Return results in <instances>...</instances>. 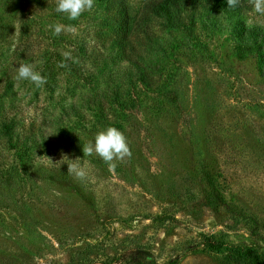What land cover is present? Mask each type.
Segmentation results:
<instances>
[{
  "label": "rangeland",
  "instance_id": "rangeland-1",
  "mask_svg": "<svg viewBox=\"0 0 264 264\" xmlns=\"http://www.w3.org/2000/svg\"><path fill=\"white\" fill-rule=\"evenodd\" d=\"M129 2L136 10L142 0ZM246 3L241 18L264 27V16ZM2 4L9 28L0 38V264H106L120 249L138 246L155 264L176 258L231 264L202 245L190 248L202 234L264 249V240L219 203L202 176L208 165L238 211L264 223V56L260 62L253 48H238L231 21L200 27L197 48L183 32L158 24L148 30L134 58L160 66L146 68L153 74L138 105L141 124L126 132L132 156L109 170L68 137L79 134L73 131L79 120L90 126L96 103L113 110L114 93L141 86L119 52L115 15L105 0H95L91 11L71 20L75 33L53 37V26L64 24L52 20L57 0L26 4L24 12L14 0ZM56 45L78 56L84 78L61 77L54 88L15 79L22 63L40 72L42 51ZM5 120L14 121L28 153L5 147ZM95 135L81 136L94 144ZM77 158L88 172L84 181L68 174Z\"/></svg>",
  "mask_w": 264,
  "mask_h": 264
},
{
  "label": "trees",
  "instance_id": "trees-1",
  "mask_svg": "<svg viewBox=\"0 0 264 264\" xmlns=\"http://www.w3.org/2000/svg\"><path fill=\"white\" fill-rule=\"evenodd\" d=\"M105 2L108 5L107 9L110 10V14L115 15L116 36L114 35V38L119 40V52L128 59L131 67L135 68V75L139 78L141 86L136 84L135 91H133V88L132 90L129 88L126 94L114 93V100L117 104L112 105L113 110H106L108 103L103 104L102 101L96 103L89 127H86L80 120L78 123L76 122L79 126H74L73 131L79 132V134L76 136L70 134L68 139L71 144L74 143L78 148L83 149V144H86L81 136L82 134H97L99 131L112 126L124 132L129 138L130 134L126 133L127 129H135L141 124L138 117V105L141 103L142 91H149L147 85H144L146 84V77H152L153 74L146 71V68L149 66L158 70L160 65L158 63L152 65L151 63L145 66V64L134 58V54L138 53V50H142V42L148 39L150 35L148 30L151 31L153 25L158 24L162 25V28L183 32L189 42L192 43V46L197 48L202 45L198 34L200 27L219 29L223 20L221 18L226 17L232 23L234 40L238 48H253L257 52V58L260 62L264 56V27L248 26L241 18V14L247 5L246 0H240V4L235 8H228L227 0H142L136 10L132 8L129 0H105ZM26 4L40 5L41 0H14V7L23 10V12ZM52 20L55 22L61 21L66 25H73L65 14L56 11L52 14ZM8 28L9 22H7V16L4 15L2 4L0 7V38L4 37ZM51 34L55 37L52 30L50 31ZM59 48V45L46 48L42 51L40 57V73L45 77L46 84L53 88L61 77L68 81L79 82L80 78H84L83 74L85 73L81 66L83 63L80 62L76 54H73L72 57L77 62L67 60L65 61L67 67L59 66L64 61L63 51ZM176 51L174 53L178 55ZM157 62L161 63L162 61L159 59ZM161 94L163 99L167 101L172 99V94L166 89L161 91ZM14 129L13 120H5L1 123V137H3V143L6 142L5 147L9 145V147L15 148L17 155H23L22 152L28 153L30 147L24 141L20 142L18 140ZM20 161L24 162L21 156ZM22 166L26 165L22 163ZM202 172L203 179L211 187L212 193L219 203L226 207L234 217H242L244 219L242 221L248 226L252 236L264 240V235L260 232L264 228V223L253 215L238 211L236 203L229 200L220 189V181L208 165L203 164ZM7 176H9L8 181H10L11 173L8 172ZM202 238L198 245L190 248L198 250V246L202 245V250L222 253L224 260L231 264H264V249L260 246L227 241L214 234H202ZM145 258L147 256L143 247H128L108 256L105 263L146 264ZM178 261L179 258H176L171 260L170 264H178ZM90 263V261H83L79 264ZM150 264H155L154 259L151 258Z\"/></svg>",
  "mask_w": 264,
  "mask_h": 264
},
{
  "label": "clouds",
  "instance_id": "clouds-1",
  "mask_svg": "<svg viewBox=\"0 0 264 264\" xmlns=\"http://www.w3.org/2000/svg\"><path fill=\"white\" fill-rule=\"evenodd\" d=\"M95 0H57L55 11L63 13L69 20L79 19L86 11H91L94 7ZM252 10L261 16H264V0H248ZM240 4V0H227L228 8H235ZM76 29L72 25L56 24L53 26V34L59 36L62 32L75 33ZM64 61L59 66L67 67L65 61L73 60L77 62L71 55L70 51L62 53ZM17 80L29 81L37 88L46 84L45 77L36 70L34 63H22L17 69ZM84 157L96 155L105 164L108 165L109 170L115 167L114 161L123 162L125 159H130L132 151L128 142V138L124 132L116 127L109 126L104 130L99 131L94 138V144H83ZM80 160L77 158L74 163L68 164V174L75 178L84 181L88 178L87 170L75 163ZM146 264H150L151 257H147Z\"/></svg>",
  "mask_w": 264,
  "mask_h": 264
}]
</instances>
